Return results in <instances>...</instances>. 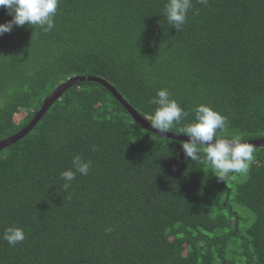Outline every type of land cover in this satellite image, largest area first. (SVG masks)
<instances>
[{
	"label": "trees",
	"instance_id": "trees-1",
	"mask_svg": "<svg viewBox=\"0 0 264 264\" xmlns=\"http://www.w3.org/2000/svg\"><path fill=\"white\" fill-rule=\"evenodd\" d=\"M166 2L59 0L51 31L0 35V142L36 118L0 148V264H264V144L222 181L180 133L204 103L229 121L219 137L264 139V0H192L181 31ZM161 88L189 112L169 132L185 139L125 106L151 127ZM77 154L92 166L65 189Z\"/></svg>",
	"mask_w": 264,
	"mask_h": 264
},
{
	"label": "clouds",
	"instance_id": "clouds-1",
	"mask_svg": "<svg viewBox=\"0 0 264 264\" xmlns=\"http://www.w3.org/2000/svg\"><path fill=\"white\" fill-rule=\"evenodd\" d=\"M199 3L206 5L208 0H199ZM58 4L59 0H0V7L6 9L12 17L0 23V35L11 32L14 26L26 24L44 32L51 31L55 27ZM192 8V0H167L164 15L169 25L181 31ZM149 103L157 106L149 121L151 128L161 135L166 136L173 132L174 124H180L189 116V112L172 98L167 88L159 89ZM192 111L194 119L180 129V133L189 138L181 143L185 157L196 162L201 159L200 150L203 148L204 162L211 166V171L219 180L224 181L231 173L246 174L254 160L253 145L243 142L240 135H232L231 138L219 137L218 131H226L229 121L212 106L201 103ZM91 166L90 160H84L79 154L74 155L71 167L61 172L63 187L70 188L77 174L88 175ZM2 239L10 246H16L26 239V234L23 228L9 225L5 228Z\"/></svg>",
	"mask_w": 264,
	"mask_h": 264
},
{
	"label": "water",
	"instance_id": "water-1",
	"mask_svg": "<svg viewBox=\"0 0 264 264\" xmlns=\"http://www.w3.org/2000/svg\"><path fill=\"white\" fill-rule=\"evenodd\" d=\"M68 83V82H67ZM66 83V84H67ZM63 86H58L52 93V95L45 100V103L43 104L42 108H41V112H44L47 107L49 106V104L56 98V96H59V93H60V89H62ZM112 90V89H111ZM115 96H117L118 99L121 100V102L123 104H125L124 100L119 96L117 95L115 92H114ZM127 109H129L130 112L133 113V115H135L136 119L141 122L143 124V126L147 127V128H151V127H148L145 122L141 119V117L139 115H137V113L128 105H125ZM39 111V113H41ZM36 118H34L30 124H28L25 128L21 129L18 133L12 135L10 138H7L5 139L4 141H1L0 142V148L2 147H5L7 144H10L12 143L13 141H15L16 139H19L21 138L22 136H24L29 130L30 128L33 126L34 122ZM155 131V130H154ZM169 136H173V137H176V138H183L185 139L183 136H179V135H172V134H167ZM247 143H251L252 145H260V144H264V139H258V140H253V141H247Z\"/></svg>",
	"mask_w": 264,
	"mask_h": 264
}]
</instances>
